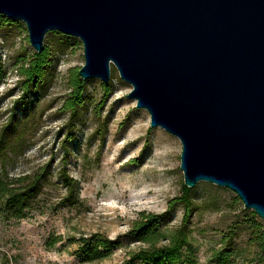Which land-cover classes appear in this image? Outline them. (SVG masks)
I'll return each mask as SVG.
<instances>
[{"label":"rangeland","instance_id":"374dc122","mask_svg":"<svg viewBox=\"0 0 264 264\" xmlns=\"http://www.w3.org/2000/svg\"><path fill=\"white\" fill-rule=\"evenodd\" d=\"M59 39L47 33L43 40L54 60L46 87L23 94L19 61L35 51L25 26L0 30L6 70L0 85V133L12 116L22 130L15 152L0 157V168L10 179L36 172L46 178L24 219L9 218L0 203V264H123L142 247L125 237L140 213L163 214L180 193L181 144L161 128H150L148 113L126 97L131 86L112 66V90L105 95L99 79L85 80L86 103L71 115L64 108L69 75L83 66V48L81 43L54 47ZM61 169L77 182L73 205ZM194 189L200 209L192 216L179 264H214L212 254L222 247L223 235L243 221V205L224 188L200 182ZM182 215L178 207L169 230L180 225ZM238 233L231 264H255L248 233ZM94 235L119 237L121 244L104 259L87 262L79 255L80 240Z\"/></svg>","mask_w":264,"mask_h":264},{"label":"water","instance_id":"95a60500","mask_svg":"<svg viewBox=\"0 0 264 264\" xmlns=\"http://www.w3.org/2000/svg\"><path fill=\"white\" fill-rule=\"evenodd\" d=\"M0 15L35 53L50 32L78 39L82 81L115 68L180 142L184 186L230 190L264 222V0H0Z\"/></svg>","mask_w":264,"mask_h":264},{"label":"trees","instance_id":"16d2710c","mask_svg":"<svg viewBox=\"0 0 264 264\" xmlns=\"http://www.w3.org/2000/svg\"><path fill=\"white\" fill-rule=\"evenodd\" d=\"M14 26L24 27V24L0 15V30ZM49 34H56L60 38L53 43L54 47L80 43L76 38L58 32ZM19 62L17 73L22 78L20 84L23 94L44 90L50 76V64L54 62L49 57L48 50L43 49L41 53L24 55ZM5 78L6 70L0 57V85ZM102 89L107 95L112 90V86L103 85ZM69 90L70 93L64 103V108L70 111L71 115H75L76 111L86 103L84 96L86 82L79 78L77 71L71 70L70 72ZM15 123L14 116H12L1 130L0 157L8 155L9 152H15L22 132ZM60 179L64 187L68 189V202L73 205L77 182L68 176L65 169H61ZM45 180L44 174L38 172L22 178L10 179L6 170L0 168V203L9 218L21 220L27 216L29 209L41 193ZM194 192V188L189 189L181 183L179 195L169 200L166 212L163 214L140 213L138 220L133 223L125 237H128L132 242L142 244V247L131 252L123 264H179L181 262L182 249L190 238L192 216L200 209ZM235 201L238 202V198ZM178 207L183 210L181 223L173 230H169L168 224L171 221V216ZM241 212L245 214L243 221L238 226L235 222L228 228L221 239L222 247L213 252L212 262L214 264H231L236 253L234 241L240 231H246L250 237V243L254 248L255 264H264V222L250 210L243 209ZM120 239L119 237L115 240L102 239L96 235L90 238H81V245L78 248L79 255L87 262L104 259L111 250L120 246Z\"/></svg>","mask_w":264,"mask_h":264}]
</instances>
